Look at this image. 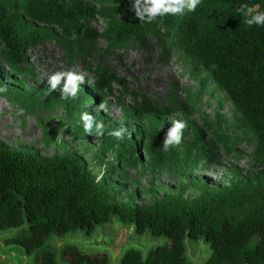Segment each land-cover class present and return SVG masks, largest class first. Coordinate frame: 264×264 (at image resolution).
Wrapping results in <instances>:
<instances>
[{"label": "trees", "instance_id": "1", "mask_svg": "<svg viewBox=\"0 0 264 264\" xmlns=\"http://www.w3.org/2000/svg\"><path fill=\"white\" fill-rule=\"evenodd\" d=\"M100 2L98 12L108 20L104 34L113 42L121 44L153 26L173 31L175 44L193 66L225 92L254 136V154L264 159V26H247L237 11L242 5L264 11V0H201L194 12L164 15L150 23L136 18L132 0ZM91 12L80 0H0L2 54L16 67L22 49L48 35L47 25L60 26L72 41L89 42L98 35L86 22ZM105 75L101 71L99 78ZM98 89L95 82L93 90ZM138 111L161 115L160 109L146 103L138 105ZM132 112L125 109L124 115ZM111 132L106 131L103 139L118 146L122 139ZM147 134L154 145L147 152L154 168L164 148L154 129ZM200 187V195L192 199L166 194L147 205L109 202L108 189L74 153L41 155L0 141V228L26 222L5 242L21 244L33 254L34 264H56L46 243L51 233L77 229L88 233L112 217L135 223L138 232L164 238L143 262L132 254L123 264H189L186 234L191 241L202 238L208 243L205 264H264V208L253 205L240 216L232 212L251 201L253 182L238 179L226 186Z\"/></svg>", "mask_w": 264, "mask_h": 264}, {"label": "rangeland", "instance_id": "2", "mask_svg": "<svg viewBox=\"0 0 264 264\" xmlns=\"http://www.w3.org/2000/svg\"><path fill=\"white\" fill-rule=\"evenodd\" d=\"M80 4L93 11L86 22L98 32L89 42L72 41L60 26L47 25L48 35L24 47L16 67L5 59L0 43V88L6 87L0 91V141L41 155L74 153L108 189L109 202L147 205L166 194L192 199L200 195V184L250 179L251 201L232 212L240 216L253 205L264 208V159L254 154L253 134L225 92L175 44L174 32L153 26L121 44L113 42L104 34L108 20L98 12L100 0ZM67 70L85 77L75 99H61L63 80L54 91L47 83V76ZM101 71L106 75L99 78ZM169 73L178 80L165 82ZM142 103L161 115L138 111ZM125 109L133 112L125 116ZM84 112L104 124V133L125 129L121 143L108 145L95 128L86 133L80 120ZM173 120L187 123L182 142L164 150L153 168L147 131L154 129L163 146ZM58 238L51 233L46 243L56 250ZM198 241L188 243L194 248Z\"/></svg>", "mask_w": 264, "mask_h": 264}, {"label": "water", "instance_id": "3", "mask_svg": "<svg viewBox=\"0 0 264 264\" xmlns=\"http://www.w3.org/2000/svg\"><path fill=\"white\" fill-rule=\"evenodd\" d=\"M26 222L17 226H9L0 228V261H7L8 264H32V255L27 254L26 249L18 243H5L7 235L14 231H18L25 226ZM107 228L103 231L100 225H96L95 231L91 236H83L82 231L78 230L75 234H66L63 238L57 239L56 245H61L65 242L77 243L84 249H100L107 250L110 255V264H118L120 257L126 249L133 247L142 252L143 259L149 249L164 242L161 236H153L150 231L145 230L139 235H135L136 225L133 222H123L117 217H112L106 222ZM187 234L183 239L185 248V256L191 264H205L209 255L208 243L200 238L198 244L192 248L189 245Z\"/></svg>", "mask_w": 264, "mask_h": 264}, {"label": "clouds", "instance_id": "4", "mask_svg": "<svg viewBox=\"0 0 264 264\" xmlns=\"http://www.w3.org/2000/svg\"><path fill=\"white\" fill-rule=\"evenodd\" d=\"M201 0H132L131 10L135 13L136 18L139 21L152 22L157 17L164 15H182L185 10L188 12H194ZM238 13L244 16V23L249 26H264V11L254 10L247 5H242L238 10ZM64 81L61 89V99L77 97V93L80 89V85L85 82V77L72 70L57 71L47 76V83L49 90L54 91ZM0 91H6L5 88H0ZM100 109L104 108V105H99ZM80 120L83 122V128L89 135L92 134L93 128L97 136L104 134V124L97 122L95 118L84 112L80 116ZM187 127L186 121L173 120L171 127L168 128L164 139L163 148L168 151L172 146H179L183 139L184 130ZM125 129H117L109 133L115 136L117 139H123ZM100 179V177H98Z\"/></svg>", "mask_w": 264, "mask_h": 264}, {"label": "flooded vegetation", "instance_id": "5", "mask_svg": "<svg viewBox=\"0 0 264 264\" xmlns=\"http://www.w3.org/2000/svg\"><path fill=\"white\" fill-rule=\"evenodd\" d=\"M106 222H108V221H106ZM106 222L101 223V224L106 225ZM101 224H97V225L101 226ZM95 227H96V225H95ZM95 227L91 231H89L88 233H86L85 231H83L81 229H77L75 231H69V232H66L65 234H61V235H58V236H59V238H63L66 234H75L78 230H80V231H82L83 236L87 237V236H91L92 235V233L95 231ZM105 230L106 229H103V231H105ZM141 233L142 232L136 231L135 235H139ZM55 235H57V234H55ZM50 249H51V252L53 254L54 262L56 264H110V260H111L110 255H109L107 250L84 249V248L80 247L77 243L65 242V243H63V244H61L59 246L57 245V249L56 250L52 249V247H50ZM151 249H149L148 252ZM148 252H147V254H148ZM27 254L28 255L29 254L32 255L31 263L34 264V262H33V254L32 253H27ZM132 254H135L137 256V258L141 262H143L145 260V258H146L145 257L143 259V255H142L141 250H139V249L136 250L133 247H131V248H128V249L125 250L123 255L120 257L118 264H123L124 259L127 256H128V260H130L132 258ZM147 254H146V256H147Z\"/></svg>", "mask_w": 264, "mask_h": 264}, {"label": "bare ground", "instance_id": "6", "mask_svg": "<svg viewBox=\"0 0 264 264\" xmlns=\"http://www.w3.org/2000/svg\"><path fill=\"white\" fill-rule=\"evenodd\" d=\"M47 55H52L51 53L49 54V53H47ZM139 67V66H138ZM178 80V78H177V76H175L174 74H172V73H169L168 75H167V77H166V79H165V82H174V81H177ZM2 127H0V132L2 131ZM10 134L11 135H13V136H15L16 135V133H13V132H10ZM1 137V136H0ZM27 143H30V141H27Z\"/></svg>", "mask_w": 264, "mask_h": 264}]
</instances>
